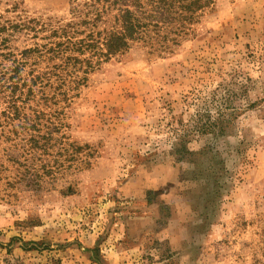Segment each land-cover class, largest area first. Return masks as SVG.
<instances>
[{
    "label": "rangeland",
    "instance_id": "1",
    "mask_svg": "<svg viewBox=\"0 0 264 264\" xmlns=\"http://www.w3.org/2000/svg\"><path fill=\"white\" fill-rule=\"evenodd\" d=\"M19 1L38 21L70 17L71 0ZM192 26L171 51L136 45L71 101L39 104L58 127L48 146L0 138V264H264V105L246 107L264 97V0H217ZM224 87L230 128L193 132Z\"/></svg>",
    "mask_w": 264,
    "mask_h": 264
},
{
    "label": "trees",
    "instance_id": "2",
    "mask_svg": "<svg viewBox=\"0 0 264 264\" xmlns=\"http://www.w3.org/2000/svg\"><path fill=\"white\" fill-rule=\"evenodd\" d=\"M4 1L14 15L0 13V138L11 150H31L48 146L58 129L39 104L71 101L91 72L136 45L148 53L171 51L217 0H71L68 21L56 24L21 14L19 0ZM20 38L22 48L14 45ZM223 90L227 96L215 115L209 109L192 115L193 132L216 137L230 128L239 107L233 92ZM257 103L264 105V97L246 107ZM186 134L179 135L178 154L187 151Z\"/></svg>",
    "mask_w": 264,
    "mask_h": 264
}]
</instances>
